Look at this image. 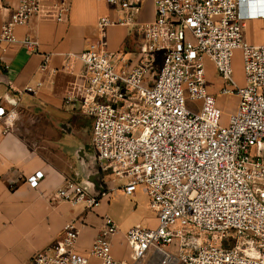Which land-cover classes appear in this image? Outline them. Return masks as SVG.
Listing matches in <instances>:
<instances>
[{
  "label": "built area",
  "instance_id": "built-area-1",
  "mask_svg": "<svg viewBox=\"0 0 264 264\" xmlns=\"http://www.w3.org/2000/svg\"><path fill=\"white\" fill-rule=\"evenodd\" d=\"M105 1L121 15L100 16L96 37L79 54L68 55L81 67L63 103L77 104L90 118L100 173L122 180L128 196L142 186L156 226L126 230V262L111 254L110 237L117 231L111 217H102L86 254L76 249L78 221H69L27 264H87L90 257L99 264H135L151 247L160 264H264V42L244 37V19L264 22V0H153L154 17L141 24V0ZM69 8V0H18L4 15L0 46L17 41L15 28L32 17L61 22ZM113 25L137 34L134 61L108 51L106 31ZM21 43L37 51L35 40L24 37ZM236 50L242 85L233 78ZM49 61L43 54L40 70ZM206 61L221 81L218 92L236 97L226 122L207 89ZM0 83L12 91L6 74L0 73ZM41 84L0 98L6 128L18 114L22 93L36 94ZM43 177L37 170L24 180L36 188ZM53 196L88 209L100 202L74 181Z\"/></svg>",
  "mask_w": 264,
  "mask_h": 264
},
{
  "label": "crops",
  "instance_id": "crops-1",
  "mask_svg": "<svg viewBox=\"0 0 264 264\" xmlns=\"http://www.w3.org/2000/svg\"><path fill=\"white\" fill-rule=\"evenodd\" d=\"M17 1L0 0V30L7 8L15 6ZM69 3L65 20L32 17L24 26L15 28L17 41L4 48L0 46V73L6 74L14 90L42 83L36 94L22 93L16 106L18 114L10 127L0 122V264H27L33 254L61 236L66 222L73 220L78 221L76 249L86 254L100 231L103 216L111 217L117 225L116 233L110 237L112 256L131 261V250L124 235L128 228L139 224L128 221L137 210L135 193L125 195L112 179L100 173V182L88 181V192L100 197L99 204L92 209L85 208L83 202L70 204L53 196L66 181L83 184L95 172L91 148H88L90 118L80 112L77 104L63 103L81 67L77 61L70 62L68 55L79 54L96 37L100 16L121 15L105 0H69ZM153 17V0H141L136 23ZM24 37L37 42V51L21 43ZM244 37L252 44L264 42V22L257 18L244 19ZM137 40L130 26L113 25L106 31L108 51L128 61L136 57ZM43 54H49L50 61L40 70ZM206 65L213 68L208 61ZM13 89L0 83V98L15 94ZM37 170L44 177L36 188H31L24 177ZM109 188L113 190L110 192ZM145 207L149 209L147 197ZM150 212L153 217L140 221L153 228L156 217ZM99 263L98 258L90 257L87 264ZM135 264L160 263L151 247Z\"/></svg>",
  "mask_w": 264,
  "mask_h": 264
},
{
  "label": "rangeland",
  "instance_id": "rangeland-1",
  "mask_svg": "<svg viewBox=\"0 0 264 264\" xmlns=\"http://www.w3.org/2000/svg\"><path fill=\"white\" fill-rule=\"evenodd\" d=\"M232 67H233V78L235 79L236 83L239 85H242L244 83V77H243V64L241 59V53L239 50L234 51L233 54V61H232ZM220 79L218 75L216 74L215 70L210 65H206V85L208 91L214 95L216 100V105L221 109L222 112V118L221 122H226L228 113L230 112L232 106H235L236 103V97L235 96H225L222 95L217 91L211 92L213 89H216L219 87ZM90 123L91 120L89 119ZM90 146V147H89ZM88 148H91V152L94 153L92 150V146L88 142ZM254 151V150H253ZM262 155H264V150H262ZM106 179H112L115 186L117 188H120V184H122L121 180H118L111 174L104 175ZM136 203H137V210L136 213L133 214V216L128 217L129 222H136L139 224V226H147L148 223H145L144 221H140V219H143L145 217H153V214L150 212L149 209L145 207L146 202V195L142 188V186H138L136 192Z\"/></svg>",
  "mask_w": 264,
  "mask_h": 264
},
{
  "label": "water",
  "instance_id": "water-1",
  "mask_svg": "<svg viewBox=\"0 0 264 264\" xmlns=\"http://www.w3.org/2000/svg\"><path fill=\"white\" fill-rule=\"evenodd\" d=\"M6 95L7 94H5V96H3V98H1V99L3 100L6 97ZM89 144H90V141H89ZM92 160H93V162L95 164V172L93 174L89 175L88 176L89 179L86 182H84L83 184L78 182L81 186H83L85 188V190L87 192H88V187H89L88 181H90V182H94V181L95 182H100V171H99L98 165H97V163L95 161V155H94L93 152H92ZM88 193H90V192H88ZM99 193H102V190ZM90 194L93 195V196H97V195L92 194V193H90Z\"/></svg>",
  "mask_w": 264,
  "mask_h": 264
}]
</instances>
